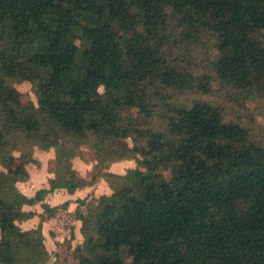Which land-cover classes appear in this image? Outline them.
Instances as JSON below:
<instances>
[{
	"label": "trees",
	"instance_id": "16d2710c",
	"mask_svg": "<svg viewBox=\"0 0 264 264\" xmlns=\"http://www.w3.org/2000/svg\"><path fill=\"white\" fill-rule=\"evenodd\" d=\"M204 39L213 57L198 74L183 51ZM213 84L264 108V0H0V264L47 263L40 230L17 224L34 217L23 206L86 187L82 147L111 194L75 211L77 264H264V143L197 98ZM20 140L54 151L33 198L16 184L40 164L11 154ZM123 160L136 167L108 172Z\"/></svg>",
	"mask_w": 264,
	"mask_h": 264
},
{
	"label": "rangeland",
	"instance_id": "374dc122",
	"mask_svg": "<svg viewBox=\"0 0 264 264\" xmlns=\"http://www.w3.org/2000/svg\"><path fill=\"white\" fill-rule=\"evenodd\" d=\"M179 53V52H177ZM185 53V57L182 61L190 63L189 69L192 71H195V73H201L205 71L206 69V61L209 58L213 57V50L210 41L207 39H204L201 43H197L194 45L188 46V50L183 51ZM182 59V58H181ZM13 87L18 91L20 94V102L24 106H29L31 104L36 105V98L34 95V89L32 88L31 84L28 82H21V83H13ZM189 95H186L184 99H187ZM201 97L203 100H207L211 102L214 105H218L222 108L224 117L227 121H238L242 123L245 127L249 129L253 137L262 143H264V108H258L259 101L255 99L254 96L246 94L245 96H238L234 94L231 90L226 88H219L218 85L212 86V91L207 96H199L197 95V98ZM129 145H131L129 143ZM20 151H29L32 154V157L37 161V159H40L43 163V169H40V165H28L26 167V170L29 168L31 173L34 175V177L41 183V181H45V177L47 176L46 173H50L54 167V151L48 150V151H42L38 149L36 146H29V144H24L23 141H17L14 142V146L11 147L10 152L11 154L18 158L20 156ZM74 160L76 161L77 167H81V165L87 166V173H83L85 178H82L86 181V186H92L96 184L98 180L103 181L106 186H108V183L100 177V175L95 174L94 172V152L86 147H82L80 149V156L75 157ZM16 165V163L14 164ZM112 165H116V174L117 175H123L127 170L134 169L136 167L135 162L133 160H123L119 162H115L109 165L108 172L115 174L114 172L110 171V168ZM80 170V169H79ZM4 168L0 166V172H4ZM28 172V171H27ZM77 173V172H76ZM163 175L166 179H169L170 173L169 171L163 172ZM29 177V176H28ZM28 181V180H27ZM17 185V184H16ZM105 186V187H106ZM109 187V186H108ZM105 189H110V188ZM111 194V190H110ZM109 194V195H110ZM89 196V195H88ZM84 198L85 204L87 203L86 200L89 197ZM100 197V196H99ZM95 198H91L88 203H91ZM79 204V203H78ZM62 205L58 206L55 218L57 219V223L59 224L62 219L66 216L72 217L73 214H68L62 211ZM60 227L59 225H57ZM72 226V225H71ZM65 228V227H64ZM64 228H62L63 232ZM64 249L66 251L64 256L55 257L54 255L49 257V260L46 264H77V262L72 258V252L70 251V248L65 244ZM55 259H54V257ZM53 257V259H52Z\"/></svg>",
	"mask_w": 264,
	"mask_h": 264
},
{
	"label": "crops",
	"instance_id": "0c3cea01",
	"mask_svg": "<svg viewBox=\"0 0 264 264\" xmlns=\"http://www.w3.org/2000/svg\"><path fill=\"white\" fill-rule=\"evenodd\" d=\"M40 164V169H43V163L40 159H37ZM72 166L74 170L77 172L78 176L85 178L83 173H87V166L81 165V167H77L76 161H72ZM117 166L112 165L110 168L111 172H116ZM80 169V170H79ZM28 171V181L23 183H17L16 187L25 197L33 198L41 189L48 188V180L51 179L53 176L51 173H46L45 181H37L34 175L31 173L30 169ZM116 174V173H115ZM121 174V173H117ZM103 181L98 180L96 184L86 186L81 190H76L73 194H69L66 190H55L51 193L46 194L41 202L35 203L33 205L23 206L22 210L24 212H30L34 214V217L28 221L18 223L17 225L23 231H28L31 229H38L40 230L42 237L44 239V246L49 253V256L54 255L55 257L64 256L66 251L64 249V245L68 246V242L70 244V251L73 250L75 247L79 246L82 243V236L80 234V226L81 222L76 218L75 211L77 208L80 210L81 215L86 214V206L79 205L78 201L85 200L88 195V199L86 202L88 203L89 200L93 197L97 199L99 196L110 194V189H105L106 186ZM106 186V187H105ZM109 188V187H108ZM67 203L66 207H63L62 211L68 214H73L71 217V225L69 226V232H63L57 226V219L51 218L46 219L43 222H40L38 216L43 213L41 208L42 204L48 205L50 208H54ZM53 256V257H54ZM52 257V259H53ZM54 257V259H55ZM66 257V256H64Z\"/></svg>",
	"mask_w": 264,
	"mask_h": 264
},
{
	"label": "built area",
	"instance_id": "2783aa9c",
	"mask_svg": "<svg viewBox=\"0 0 264 264\" xmlns=\"http://www.w3.org/2000/svg\"><path fill=\"white\" fill-rule=\"evenodd\" d=\"M60 227H59V229L61 230V231H63L62 230V228H64V231L66 232H69V226L71 225V217H69V216H66V217H64L63 219H62V221L58 224Z\"/></svg>",
	"mask_w": 264,
	"mask_h": 264
}]
</instances>
